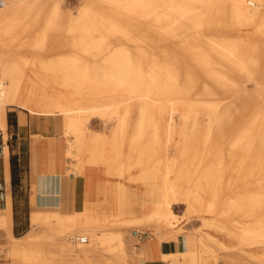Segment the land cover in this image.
Returning a JSON list of instances; mask_svg holds the SVG:
<instances>
[{
	"label": "bare ground",
	"instance_id": "6f19581e",
	"mask_svg": "<svg viewBox=\"0 0 264 264\" xmlns=\"http://www.w3.org/2000/svg\"><path fill=\"white\" fill-rule=\"evenodd\" d=\"M63 1L0 0V41L22 38L46 44L63 35L68 37L69 49L75 39L90 41L59 58L32 56L23 67L0 47L1 133L6 134L7 107L18 105L43 118L58 134L71 137L65 148L70 160L104 166L109 177L124 178L125 171L133 168L124 166V146L132 151L143 142L145 149L138 151L135 166L145 165L161 150L176 180L160 190L158 171L145 166L125 185L107 181L103 205L53 211L33 222L42 224L40 233L10 236L15 264H143L140 252L126 257L124 230L111 225L156 222L159 242L176 241L182 233L178 225L182 216L170 198L185 190L183 180L201 193L210 189L206 173L194 178L191 167L175 168L178 146L185 152L182 158L187 167L193 158L207 154L204 148H211L214 187H221L226 175L233 192L228 201L213 204L224 217L236 215L234 227L250 233L248 246L256 244L262 251L251 264H264V0H227L229 13L225 0H83L76 14L62 10ZM203 26H208V34L196 44L193 35ZM89 54L92 63L83 59ZM143 65L153 82L151 88L133 73ZM99 70H124L125 74L110 77L107 87L105 82L100 85ZM21 75L27 77L25 88ZM68 89L70 93L64 92ZM89 114L112 121L109 142L116 148L114 156L104 154L99 139L86 135ZM130 129L133 136L127 138ZM4 136L0 157L7 173ZM81 164L73 163L76 173ZM187 188L183 204L188 213H194L201 201L197 196L192 202L188 194L193 188ZM3 204L0 229L10 235L9 193ZM166 226L170 229L164 232ZM226 226L223 223L220 231L232 236ZM142 227L135 226L133 232L144 235ZM80 237L86 243H80ZM187 243V250L160 254V260L164 264L245 261L243 251L234 245L222 244L225 254L213 263L200 239L187 236Z\"/></svg>",
	"mask_w": 264,
	"mask_h": 264
},
{
	"label": "rangeland",
	"instance_id": "374dc122",
	"mask_svg": "<svg viewBox=\"0 0 264 264\" xmlns=\"http://www.w3.org/2000/svg\"><path fill=\"white\" fill-rule=\"evenodd\" d=\"M83 0H64L62 3V10L66 12H72L73 14L77 13V9L81 6ZM223 5H225V10L228 11L229 13V4L227 0L223 2ZM212 21L214 22L215 19L212 18ZM229 28L234 29L235 26L231 25ZM208 34V26H203L202 29L195 30V35H193V40L194 43L196 44H201V38H204ZM68 37H62L58 41H48V43H37L36 39H22V38H11V39H5L0 41V47L3 48V50L9 54H11L12 57H14L16 63L23 67V62L25 59L30 58L32 56L36 55H43V59H47L48 57H53V58H59L65 55L66 53L70 51H76L83 49L87 45H89L90 41L87 39L81 40V39H75L73 41V48L69 49L67 47L68 44ZM38 45V46H37ZM46 52V54H39L40 52ZM80 54V51H78ZM49 55V56H48ZM47 56V57H46ZM149 59L151 56L149 54H144L142 57H145ZM86 59V61L92 63L93 62V56L91 54L89 55H83V59ZM84 59V60H85ZM7 64V61L5 62ZM133 73H136L140 79L145 82L147 87L149 86L150 88L152 87V80L147 78V70L144 69L141 66L136 72L133 71ZM97 77L99 79L100 85L105 82V85L107 87L109 86L108 84L111 82L109 81L110 77H116L117 79L120 78L122 75L125 74L124 70L121 71H116V70H99L97 73ZM91 77L94 76L93 71L91 70L90 73ZM64 75H60L62 78ZM26 80L27 77L24 75H21V84L23 88L26 87ZM69 87L70 85H66V87ZM70 89L67 91L64 90V92H69ZM167 100L166 98H163ZM167 102V101H165ZM170 103L167 102V105ZM18 106V105H16ZM19 107V106H18ZM7 107V111H8ZM6 111V115H7ZM88 121L86 123V135L89 137H94L99 139L100 143L102 144V150L104 154H107V156L112 157L115 155L116 148L109 142L110 141V134L111 130L113 127V123L110 120L107 119H102L97 116L89 114L87 117ZM205 117H203V124L205 123ZM147 125V130L149 131L151 128L149 126V123ZM8 126V125H7ZM133 131L127 130L126 135L127 138L132 137ZM58 134V133H57ZM10 133L8 132L6 128V134L1 133L0 131V144H4V139L3 136L5 137V143L6 145L8 144V141L11 139H8ZM60 137H63L65 139V144L71 140V137L63 136L61 133L58 134ZM178 144V143H177ZM67 146V145H66ZM177 147V146H176ZM145 146L144 143L138 144L136 148L132 151L129 150L128 145L124 146V150L122 151V154H124L123 158V163L124 166H133V168L129 169L128 171L126 170V174L124 178H118V177H109L108 173L106 172V177L107 181H110L111 183H120L121 185L127 184L129 181L128 179L132 178H137L141 174V169L144 168L145 166H150L152 169H155L158 171V177H157V186L159 189H163L165 186H170L173 181L176 180V174L174 172H169L166 167V162L163 160L162 156L164 155L162 151L160 150V155L157 156L156 158L150 159L148 162L145 161V165L142 166H135V162L138 158V151L139 150H144ZM147 149V148H146ZM202 150V149H201ZM204 151L207 152L206 155L200 154L199 156L193 158L192 161V166H188L185 164L184 158V153L182 149L178 146L177 149V163L176 169L180 167L183 168H190L195 172L194 178L197 176H200L204 173H206L207 176V183L209 184V190L208 192L201 193L196 190L195 185L193 183L189 184L187 180H183L181 183L183 184L185 190L176 195L175 197L170 198L171 202H175V207L178 210V213L182 216L179 222V228L181 227V234H185L186 236H191L193 238H198L200 239L201 243L205 248L210 250L211 256L214 258L211 260L213 263L219 259L225 254L224 248L222 247V244H226L229 246H236L237 248H240L241 251H243L242 257L244 258L243 264L247 263H253L256 257H258L261 254V250L257 245L255 244L253 247L248 246V238L250 237V233H248L246 230H239L237 227H234V222L232 220H235L236 215L231 214L228 215L227 217L222 216L221 209H217L218 206H216L215 203L217 200H222V201H228L229 198L233 196V192L231 191L230 187L228 186V176L224 175L223 180L221 181V187H214L215 184V179H216V170H215V164L212 158V151L210 147L204 148ZM171 152V151H170ZM172 153V152H171ZM131 154L130 158H126L127 155ZM68 159V158H67ZM71 168L73 163L75 164H81V162L78 159H72L71 160ZM89 164V163H88ZM88 164H81V168L85 165ZM185 164V165H183ZM94 165V164H91ZM118 164H115L113 166V169L111 171H115L117 168ZM97 166V165H96ZM104 170L106 171V168L104 166H101ZM189 184V185H188ZM190 186V188H193L192 193L188 194V198L192 200V202L199 196L198 198L201 201V206L198 207L197 211L194 213H188L186 210V207L183 204L184 197L187 196L185 194L186 188ZM188 189V188H187ZM215 197L217 199H215ZM3 202H0V210L2 209ZM227 206H225L226 208ZM202 217V221L198 223V218ZM223 223H226L228 228L232 231V236H224V233L220 231V228L223 226ZM112 226V227H111ZM109 226L112 229L115 230H121L124 232L123 236L125 235L128 238H133V236H137L133 232L135 229V226H144L141 228L144 229L146 232L144 235L141 233L138 235L139 237L137 239H134L135 242L134 244L137 246L138 249L140 247L145 245L146 241H155L159 245L162 244V242H159V237L156 235L158 233L157 227L158 224L156 222H150V223H145L144 225H126V226H120V225H111ZM14 228V226H13ZM43 226L42 224L40 225L39 223H32L31 229L29 228V221L27 219H24L22 221V224L20 227L14 232V236H22L29 231L35 233H40L42 231ZM163 229V227H162ZM170 228L166 226L164 228V232L168 231ZM143 232V231H142ZM180 234V235H181ZM78 235V234H77ZM79 235H82L79 233ZM122 236V237H123ZM5 237L0 233V264H15V259L11 256V254L8 253V248L5 246ZM164 241H170V240H164ZM142 242V243H141ZM239 253V251L237 252ZM126 257L129 256V252H125ZM97 258V257H96ZM222 260V259H221ZM71 262V261H70ZM220 262V260H219ZM119 264H124L122 262H119ZM221 264L222 261H221ZM255 264V263H254Z\"/></svg>",
	"mask_w": 264,
	"mask_h": 264
},
{
	"label": "crops",
	"instance_id": "0c3cea01",
	"mask_svg": "<svg viewBox=\"0 0 264 264\" xmlns=\"http://www.w3.org/2000/svg\"><path fill=\"white\" fill-rule=\"evenodd\" d=\"M6 121L10 133L8 139H11L7 144L9 161L6 173L4 159L0 157V180L4 182L6 196L8 193L11 196V234L1 229L0 233L11 254L10 236L17 239L31 232L14 236L24 219L29 221L31 229L35 220L41 221L45 214L53 211L70 209L72 205L78 211L82 206L89 209L103 205L107 179L101 166L91 164L76 173L65 155V139L43 118L13 104L8 108ZM138 237L124 235L122 243L129 256L140 252L143 264H164L160 254L188 248L185 234L178 236L176 241H165L161 245L146 241L140 249L134 244Z\"/></svg>",
	"mask_w": 264,
	"mask_h": 264
},
{
	"label": "built area",
	"instance_id": "2783aa9c",
	"mask_svg": "<svg viewBox=\"0 0 264 264\" xmlns=\"http://www.w3.org/2000/svg\"><path fill=\"white\" fill-rule=\"evenodd\" d=\"M0 5H2V3L0 2ZM2 154V144H0V156ZM6 199V193H5V186H4V182L0 180V202H5ZM78 241L80 243H86V238L80 237L78 238Z\"/></svg>",
	"mask_w": 264,
	"mask_h": 264
}]
</instances>
